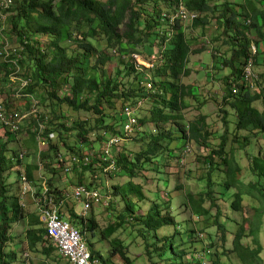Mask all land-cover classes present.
<instances>
[{"label":"trees","instance_id":"obj_1","mask_svg":"<svg viewBox=\"0 0 264 264\" xmlns=\"http://www.w3.org/2000/svg\"><path fill=\"white\" fill-rule=\"evenodd\" d=\"M179 7L196 14L189 22L191 35L179 19L173 23L170 19ZM3 12H8L4 36L13 39L16 55L0 61V95L4 96L0 102L6 112L15 109L12 104L19 103L11 102L7 98L10 95L5 96L6 85L18 87L25 80L26 84L18 87L20 97H24L26 107L33 106L36 111L28 113L20 122L17 133L0 124L4 128L3 135L0 134V264L23 262L18 261L10 245L16 235L17 251L45 256L38 264H50L46 259L57 250L45 236V226L38 218L39 210L34 202L41 196L36 187L41 182L38 178L43 180L41 187L45 188V196L51 195L54 203L62 201L58 216L79 231L91 256L102 264H110L115 255L120 256L123 264L131 261L121 239L117 235L110 239L118 228H125L127 224L137 227L143 237L144 254L151 264H224L221 255L229 252L241 264H260L258 254L262 247L254 235L264 223V145L260 143L264 139V70L257 73L254 67L264 66V0H13ZM212 22L215 32L211 33L210 40L224 37L223 42L231 51L230 57L221 54L220 58L216 51L208 50L213 59L210 70L216 74L213 79L220 78L223 85L219 105L221 131L211 129L204 113L186 117L188 108L199 111L204 104L216 100L212 96L201 100L200 93L193 91V83L182 81L194 71L188 66L190 55L207 50L200 45L201 35L204 36L206 25ZM196 29L200 30L198 34ZM250 30L254 32L253 38L248 35ZM133 53L152 65L136 68L130 59ZM248 60L253 74L250 79L245 77ZM216 63L219 66L215 67ZM227 67L230 72L220 74ZM147 70L151 74L145 77ZM206 78H212V73ZM148 81L151 87H146ZM25 94H35L36 103ZM257 101L263 105L262 110L254 106ZM62 107L78 115L69 121ZM125 107L134 108L140 131L136 132L137 138L124 134L120 148L108 149L116 168L113 174L128 177L129 197L126 200L124 189L119 191L114 184L109 192L108 189H104L105 193L100 191L108 197L104 209L111 215L117 210L114 200L117 194L124 202V212L117 211L112 221L109 218L100 228L92 210L89 215H79L67 204L64 190L53 179L60 171L77 179V184L93 185L94 175L103 172L96 169V162L100 160L96 156L106 139L122 134V125L127 119L122 112ZM80 112L85 114L79 115ZM45 116L48 120L43 138L50 132L56 136L54 140L48 139L42 150L31 127ZM146 123L154 128L142 129ZM129 135L131 140L141 143L138 149L125 150L123 143ZM19 136L26 137L25 151L30 148L35 155L31 162L16 159L26 182L35 188L30 200L34 205L31 212L21 207L19 194L11 192V188L8 191L4 181L5 171L12 169L13 159L22 150L19 148L15 157L8 156L6 145L20 141ZM189 142L200 144L207 169L206 189L182 194L183 207L205 223L199 230L208 228L203 237L207 248L200 250L202 259L189 247L197 231L188 226V219H177L170 199H159L156 193L146 211L137 213L139 201H144L145 196L141 183L132 181L140 175L139 169L150 163L162 174L156 180L164 178L167 182L168 177H164L167 167L174 159L179 162L182 147ZM256 142L259 147L254 150ZM69 155L75 161L67 158ZM66 162L70 168L63 170ZM215 170L223 176L218 182V196L208 176ZM35 172L38 178L34 177ZM87 177L91 180L83 182ZM180 185L175 186L180 188ZM164 188L167 192V184ZM229 196L231 211L240 212L246 196L253 212L251 219L233 221L232 230L225 223L230 217L217 202ZM15 224L22 230L14 236ZM209 227L214 229L211 231ZM88 232L95 241L109 240V256L96 251L93 241L86 242ZM251 235L255 247L243 241ZM7 244L9 248L5 250ZM63 259L64 264H71L67 257Z\"/></svg>","mask_w":264,"mask_h":264},{"label":"rangeland","instance_id":"obj_2","mask_svg":"<svg viewBox=\"0 0 264 264\" xmlns=\"http://www.w3.org/2000/svg\"><path fill=\"white\" fill-rule=\"evenodd\" d=\"M223 0H220V2H222ZM232 1V0H231ZM188 35H191V26L190 23H185L184 24ZM215 23L212 22L208 25H206L205 30L206 32L204 33V36L201 35V41H200V45H204V47L207 48V50L196 53V54H192L190 55V60L188 63V66L191 67L192 69H194V72L186 77L182 78V81L184 82V84H189V83H193L194 87H193V91L196 93H204L205 95H200L199 97L201 98V100L212 96L213 99L216 100V102H208L206 104H204L199 111H197V109H195L194 107L188 108L186 110V117L187 118H193L197 113L201 112L206 114V122L211 125V129L212 130H223V123L220 119L221 116V111L219 109V105L222 104L221 103V96H222V82L221 79L218 78V80L213 79L216 78L215 75L213 74L214 72H212L210 69L213 65V59L209 53V51H216V54H219V57L221 58V54H223L225 57H230L231 55V51L229 49V46H227V44H225L223 42L224 37H219L217 40L212 41L210 40L211 38V32L214 29ZM195 33H199L200 30L196 29ZM248 35L250 37L253 38L254 36V32L253 30H250L248 32ZM199 37V36H198ZM13 40V39H12ZM208 40V42H207ZM14 44V43H13ZM210 49V50H209ZM209 50V51H208ZM216 58V57H215ZM218 63H216V65L214 64V66H219L217 65ZM255 71L257 73H260L261 71L264 70V66H256L254 67ZM230 72V68L227 67L225 68V70L220 71V74H226ZM247 72V71H246ZM212 73V78H206V77H210ZM149 71L147 70V72L144 74L145 77L149 76ZM206 75V77H205ZM250 71L248 76H250ZM7 95V94H6ZM35 95V94H34ZM9 96V95H8ZM36 96V95H35ZM11 98V102H16L18 105H14L12 104V107H16V109L21 108V110L19 111L21 114H23L21 117L22 118H26L27 114L30 113V111H36V108L31 106H27L29 108H27L24 105L25 99L24 97H17L16 96H11L8 97ZM19 100V101H17ZM254 106L259 108L260 110L263 109V105L257 101L254 103ZM226 107H228L226 105ZM39 109L41 110V108L39 107ZM38 109V111H39ZM229 109V108H227ZM230 110V109H229ZM61 111L65 112V114H67V116L69 117V121H71V119L73 117H75L76 113H73V111H69V109H67L66 107H62ZM231 111V110H230ZM138 115L140 116V111L138 110ZM232 113V112H231ZM85 113L80 112L79 115H84ZM138 116V117H139ZM233 118V116L230 115V119ZM36 124L33 125V127H35ZM31 127V128H33ZM153 129V125L150 124H145L142 129ZM26 129V128H25ZM9 130V129H8ZM136 132H138V130H136ZM136 132L133 136H135L137 138ZM55 136V135H54ZM52 136V137H54ZM4 138V136H3ZM26 137L22 136V137H18V139L20 141H13L12 143L8 142L6 147H7V151L6 154L8 156H12L15 157L17 155V151L19 148L25 149V143L24 141ZM90 138L93 139L94 135H90ZM260 143L261 145H264V139L261 140L260 139ZM98 145V144H97ZM120 145V144H119ZM141 145V143L139 142H134L133 140L129 139L127 141H124L123 146L125 147V150L128 151L130 149L132 150H136L139 148V146ZM259 144L256 142L255 147L253 148L254 150H257V147ZM42 150H44V147H41ZM252 148V147H251ZM64 152V150L62 151ZM118 150L115 152L117 153ZM28 153V154H27ZM181 158L179 160V162L174 159V161H172V163L169 165V167H167V174H164V177H168L167 182H165L162 178L159 182L156 180L157 177L162 176V174H159L158 172H156L153 169V165L152 164H144L145 168H141L139 169V176L133 177L132 181L135 183H141V190L142 193L145 196V200L144 201H139V206L137 208V213H144L147 209V206L149 205V202H151L153 200L154 195L156 196V193H158V198L162 199V200H166V199H170L171 203L173 205V211L174 213H177V219L178 220H184V219H188L189 221V227L193 228L194 230L197 231V233L199 232V234L196 233V236H194V242L191 243L189 245L190 249L195 251L196 254L198 255H202V253L200 252V250L202 248H207L205 247V241L203 239V237L205 238L207 233H208V228H204L202 231L199 230L200 228H202L205 223L201 220L200 217H196L194 215H191L190 211L183 207L182 202H183V197L182 194L185 192H197L199 190H204L206 189V168L203 165V161L204 159L202 158V156L205 154V152L200 148V144L198 143H193V142H189L187 143V145L184 147H182L181 150ZM24 162L26 161H34V152L32 149L29 148L28 151H26V153L24 152ZM62 155H64L63 153H61ZM34 159V160H33ZM8 166V163L6 164V167ZM96 171V169H95ZM90 173V172H88ZM96 173V172H95ZM104 173V174H103ZM34 177L38 178L39 174L38 173H34ZM94 175V184H96L100 189L102 193H105L104 189H108V192L111 189V185L114 184L117 186L118 190L120 191L122 188L124 189L125 192V199L127 200V198L129 197V183H128V177L126 176H118L115 175L113 173L109 174V173H105V172H100L97 174V176ZM209 179H210V183H212L211 188H213L215 195L218 196L217 191H219V185L218 182H221L220 180L223 178L221 171L215 170L212 171L209 175ZM18 177V172H17V165L16 163L13 161V166L12 169L6 170L5 171V181L8 182L9 184L16 183V186L11 187V191L14 192L15 194L18 193V191H22V187L21 184L19 183V179H16ZM198 177H202L201 180H199ZM39 179V178H38ZM40 180V179H39ZM91 180L90 177H87L85 179V181L83 182H89ZM54 183L61 186L63 185L64 188V192H68L69 188L71 185L75 184L77 179L73 178H67L65 176V174L63 172L58 171L57 172V176H54L53 179ZM87 184V183H86ZM167 184V192L166 189L164 188V185ZM176 184H181L180 188H176ZM158 185V186H155ZM28 189V187H27ZM26 189V190H27ZM154 191V194L153 193ZM21 193V197H23L22 192ZM102 201L97 204L96 206H94L93 208H91L90 210H92V214L94 215L95 219L97 220L98 226L100 228H103L107 222L110 220L112 221L111 217L112 215H114L117 211L119 212L120 210H122V212H124V202L120 199V195L117 194L115 196V205H116V209L115 212H113V214H110V211L105 210L104 206H106L107 204V200L108 197L107 196H102ZM244 198L242 199V207L243 209H241L240 212H235V211H231L230 207H229V201L231 200L230 196L226 199V200H221L218 199L217 202L218 204L222 207L224 213H226L228 215V217H230L231 220H226V226L228 227L229 230H232L233 227L235 226V224L233 223V221H237L242 222L243 219H251L252 217V209L249 205L248 202V198L246 196H243ZM25 200H26V207L25 209L27 211H34V206L31 204L30 200L32 199V196L30 194V192H27L26 195L24 196ZM68 200L70 201V197L68 195ZM156 201V200H154ZM30 203V204H29ZM82 203L78 202L77 203V208H81ZM64 209V208H63ZM90 210L86 211V215L90 214ZM214 208L212 210V212H214ZM222 219V218H220ZM223 220V219H222ZM264 221V218L262 219ZM262 221V222H263ZM245 227L247 226V224H244ZM14 233L13 235L15 236L16 234H18L22 228L19 225H14ZM209 229H211V231L214 229L209 227ZM264 223L260 225V230L259 232H256V234L254 235V238L257 240V242L261 245L262 249L260 250L258 257L260 259V264H264ZM210 231V230H209ZM115 235H117L121 241L122 244L125 246L126 249V253L127 256L130 258V262L129 264H151L150 260L148 259V257L146 256V254H144V248H143V237L137 232V227L136 226H129V224H127V226L125 228H118V230L113 233V235L110 237V239H112ZM252 235L246 237L243 241L250 247H255L256 244L254 242V240L252 239ZM49 240V239H48ZM91 241H93V248L100 252L101 255H103L104 257L109 256V250H110V243L109 240H100V241H95L94 238H91L90 233L88 232L87 234V239L86 242L91 243ZM50 242V241H49ZM48 242V243H49ZM8 243V242H7ZM228 244H229V239H228ZM12 246V249L16 251L17 256H18V261L20 259L23 260L22 263L18 264H38L40 261H42V259H45V256H43L42 254L38 253V254H34L30 251H26L27 256H25V253H21L18 250V243H17V235L13 238L12 243L10 244ZM230 245V244H229ZM22 247H24V243L22 244ZM8 244L6 245L5 250H7ZM38 249H40V246L38 247ZM203 250V249H202ZM25 257L28 258V261L25 259ZM63 257L61 256V254L58 252V250H55L54 252H52L46 259V261H48L50 264H55L56 262H58V264H64V260H62ZM221 260L223 261L224 264H241L239 258L233 253V252H229L226 256L221 255ZM99 263L102 264L100 262V260L98 259ZM14 264H17V261H14ZM110 264H123L121 258L119 255H115L112 258V262H110ZM201 264V263H200Z\"/></svg>","mask_w":264,"mask_h":264},{"label":"built area","instance_id":"obj_3","mask_svg":"<svg viewBox=\"0 0 264 264\" xmlns=\"http://www.w3.org/2000/svg\"><path fill=\"white\" fill-rule=\"evenodd\" d=\"M13 0H0V19H4L3 10L7 9ZM196 17V14L187 11L183 7H179L175 10L173 15L170 16L172 21L180 20L183 22L192 21ZM6 44L3 46L0 53L5 52ZM252 52H254V47H251ZM137 60V67L139 68V64H143V62L138 60L136 55L133 56ZM148 66V64H145ZM247 71V72H246ZM250 71V76H248ZM253 76L252 71L250 69V61H247L245 67V77L250 79ZM12 79V78H11ZM14 79V78H13ZM26 84L25 80L20 81L18 87L22 88L23 85ZM17 85L15 87L14 95H20V88ZM35 102V101H34ZM34 112V111H32ZM132 111L130 108L125 107L123 113L127 116V119L124 121L122 125V133L125 135L131 134L133 130V124L135 123V119L132 116ZM31 113V111H30ZM23 114L19 112L18 109L11 110L6 112L4 110L3 104L0 102V124L4 125L9 131L17 133V128L20 122L24 119L22 118ZM47 118H43L42 121L38 122L36 127L32 128V132L35 135V139L37 140L38 146L44 147L48 141V139L52 138L51 134H48L47 138H43V132L45 131V122ZM36 131V132H35ZM122 136L120 135H112L108 139L104 141L102 144L101 151L97 154V164L102 167L103 172L110 173L112 170H116L113 157L111 158L109 149L111 146L117 148L118 144L121 142ZM113 147V148H114ZM111 149V148H110ZM86 158V157H85ZM72 161H75V158H71ZM68 169V165L64 167V170ZM45 191V188H44ZM72 197L81 202L82 206L80 210H77L78 214H83L85 210L89 209L92 205H97L102 201V195L99 193L96 188H87L84 185H78L73 187L72 189ZM42 201V205L40 207L41 212L43 213L42 219H45L47 222V234L51 239L55 241L56 247L60 254H62L65 258L67 257L71 264H100L97 258L91 256L90 251L82 239L79 231L68 224L67 221L63 220L58 216L57 208L59 205L54 203V200L51 195L45 196L43 192V197L38 199V202ZM48 207H47V206Z\"/></svg>","mask_w":264,"mask_h":264},{"label":"clouds","instance_id":"obj_4","mask_svg":"<svg viewBox=\"0 0 264 264\" xmlns=\"http://www.w3.org/2000/svg\"><path fill=\"white\" fill-rule=\"evenodd\" d=\"M5 10V9H4ZM3 10V11H4ZM2 11V12H3ZM175 12V11H174ZM173 12V13H174ZM7 13L8 12H3V14H4V19L3 20H1L0 19V51L2 50V48H3V46L6 44V49H5V52H3V53H0V61H4L8 56H10L11 54L12 55H16L15 54V43L13 42V40L12 39H10L8 36V39H6L5 38V36H4V34L6 33V17H7ZM173 13H172V15H173ZM173 22H175V20L174 21H172V23ZM182 23H189L190 21H186V22H183V21H181ZM4 28H5V30H4ZM14 43V44H13ZM134 55H136L137 57H138V60L139 61H141V62H143V64H139V66H144V67H146V68H148V67H150L151 65H152V63H150V62H148V61H146V60H144L139 54H137V53H133V54H131V57H130V59H131V62L132 63H134V65H135V67L136 68H138L137 67V60L133 57ZM13 62H15V59H13ZM145 64H148V66H146ZM12 80V79H11ZM11 83V82H10ZM145 85H146V87H151V81H148V82H146L145 83ZM15 87H16V85L15 84H8V85H6V88H5V93L7 94V95H11V96H16V95H14V93H15ZM5 94V96H7ZM25 96H29L28 98L31 100V101H33V104L34 103H36V102H34V100H37L38 98L36 97V96H34V95H29V94H25ZM4 96L3 95H0V98H3ZM16 97H20V95H17ZM8 98V97H7ZM7 98H5V99H7ZM27 98V99H28ZM1 103H2V101H1ZM3 107H4V105H3ZM129 108V107H128ZM16 109V108H15ZM15 109H13V110H15ZM19 110V109H18ZM132 112V116L134 117V119H135V123L133 124V125H135V127H133V130H132V133L130 134L131 136H133L134 134H135V132H136V130H138V131H140L139 130V127L137 126V117H135V110H134V108L133 109H130ZM6 111V110H5ZM20 111V110H19ZM123 112V111H122ZM26 118H27V116H26ZM44 118H47V120H48V116H45ZM36 127V126H35ZM45 131L43 132V135L46 133V131H47V126H46V122H45ZM7 129V128H6ZM4 130V128H1L0 127V134L1 135H3L2 133V131ZM53 132H50V133H48V134H52ZM48 134H47V136H48ZM116 135H118V134H116ZM124 134L122 133L120 136H123ZM130 135H129V137H130ZM56 136V135H55ZM55 136L54 137H52L51 139L52 140H54V138H55ZM36 140V139H35ZM122 141V140H121ZM10 143H12V142H10ZM123 143V142H122ZM120 144V143H119ZM118 144V146H117V148H120V145ZM37 146H38V144H37ZM39 147V146H38ZM115 148V147H114ZM24 152L26 153V151H25V149H23V150H21V151H19L18 152V155L13 159V161L16 163V159L18 158V159H21V161L23 160V157H24ZM68 157H70V160H71V158L73 157V156H71V155H69V156H67V158ZM72 161V160H71ZM66 164L68 165V167L70 168V166H69V164L66 162ZM96 169H101L102 170V167H100L98 164H97V162H96ZM19 169V170H18ZM17 170H18V177L16 178V179H19V183L21 184V187H22V194H23V197H21V193H19L20 191H18V193L17 194H19V196H18V201H19V204L21 205V207L24 209V207H26V204H25V202H26V200H25V198H24V196L26 195V193L27 192H30V194H31V196H32V192L34 191V189L35 188H31L30 187V184L28 183V182H26V178H25V175H24V172H23V168L22 167H19V166H17ZM64 170V169H63ZM115 171L116 170H114V171H112V172H110L109 174H111V173H115ZM104 174V173H103ZM38 181H41L40 183H38V186H36L37 188H39L40 189V194H41V196H40V198H42V194H43V192H44V189L41 187V183H42V181L43 180H39V179H37ZM4 181H5V178H4ZM5 184H6V187H7V190L9 191V189L11 188V187H14V186H16V183H13V181H12V184H9L8 182H6L5 181ZM78 185H84L85 187H87V188H91V187H93V188H96V189H98V191H99V193H101L100 191H101V189L96 185V184H93V185H91V186H87V184H85V183H83V184H77V183H75V184H73V185H71L69 188H67V189H69L68 190V192H64V196H65V200H66V202H67V204L68 205H71V206H73L74 207V211L77 213V210H80L81 208H77V203L79 202V201H77V200H75L73 197H72V189H73V187H75V186H78ZM27 187H28V189H27ZM63 190H64V188H63V185H61L60 186ZM27 189V190H26ZM12 189H10V191H11ZM12 192V191H11ZM14 193V192H13ZM68 195H69V197H70V201L68 200ZM101 195L102 196H105V195H103L102 193H101ZM33 197V196H32ZM34 200V199H33ZM34 202H35V205L37 206V208H38V210H39V212H37L38 213V218H39V220L42 222V224L45 226V236L48 238V239H50V241L51 242H53L54 244H55V241L53 240V239H51L50 237H49V235L47 234V222H46V220L45 219H42V215H43V213L41 212V209H40V207H41V205H42V201H40L39 200V202H38V199L36 200H34ZM56 205L58 204V205H62L63 203H62V201L60 200L59 201V203H55ZM34 206V205H33ZM94 206H96V205H92L89 209H87V210H85V212L83 213V214H85L86 213V211H88V210H90L91 208H93ZM62 207H64V206H62ZM57 211H58V208H57ZM78 214V213H77ZM79 215H82V214H79ZM69 224V223H68ZM14 228H15V226H14ZM14 228H13V232L15 231L14 230ZM14 233H16V232H14ZM56 245V244H55ZM58 250V249H57ZM59 252V251H58ZM60 253V252H59ZM25 255H27V253H25ZM62 255V254H61ZM202 255H199V258L200 259H202L203 257H201ZM62 257H64L63 255H62ZM98 259V258H97ZM62 260H64V259H62ZM65 262V261H64ZM201 264H203L202 262H201Z\"/></svg>","mask_w":264,"mask_h":264},{"label":"crops","instance_id":"obj_5","mask_svg":"<svg viewBox=\"0 0 264 264\" xmlns=\"http://www.w3.org/2000/svg\"><path fill=\"white\" fill-rule=\"evenodd\" d=\"M213 31L215 32V30H212V32H213ZM195 32H197V31L195 30ZM212 32H211V33H212ZM193 72H194V71H193ZM65 175H66V177L69 179V175H68V173H66Z\"/></svg>","mask_w":264,"mask_h":264},{"label":"bare ground","instance_id":"obj_6","mask_svg":"<svg viewBox=\"0 0 264 264\" xmlns=\"http://www.w3.org/2000/svg\"><path fill=\"white\" fill-rule=\"evenodd\" d=\"M53 136V134H51ZM90 160V158H88V161ZM84 161H87V158L84 159ZM103 171V170H102ZM113 171V170H112Z\"/></svg>","mask_w":264,"mask_h":264}]
</instances>
